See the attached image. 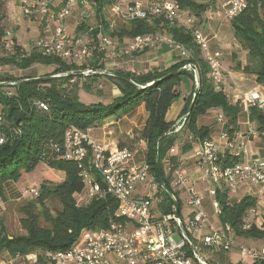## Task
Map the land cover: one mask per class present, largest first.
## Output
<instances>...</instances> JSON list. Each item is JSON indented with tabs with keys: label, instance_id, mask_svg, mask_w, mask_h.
<instances>
[{
	"label": "trees",
	"instance_id": "16d2710c",
	"mask_svg": "<svg viewBox=\"0 0 264 264\" xmlns=\"http://www.w3.org/2000/svg\"><path fill=\"white\" fill-rule=\"evenodd\" d=\"M93 9L96 26L91 32L89 27L81 24L77 32L88 34L92 40L90 47L92 56L81 69L55 56H48L33 48L26 54L12 40L7 47L5 19V3L0 0V67L10 66L17 70H26L34 65L54 66L49 77L62 74L58 78L40 80L34 77L0 76V113L4 124L6 141L0 145V202L7 200L5 185L8 182H18L25 174L31 173L40 163L52 172H61L63 179L44 171V178L39 185V195L24 201L18 208L20 214L19 226L21 234L10 235L4 221L0 219V253L7 252L10 256L26 257L35 254L36 264L45 263L48 252L67 251L87 231H102L108 229L114 219L117 208L116 200L109 194L104 197H93L86 205H77L75 196L84 190V182L80 176L83 170L91 174L102 190L105 185L101 176L90 167L91 152L89 151L81 164L62 157L64 133L70 126L81 130L92 129L104 124L110 119H119L144 104L147 113L143 129L136 136L145 145V162L149 165L150 173L158 184L156 165L160 167L161 176L167 192L181 201L171 189V181L177 157L170 155L169 150L174 146L176 136L173 135L174 123L165 121V114L171 104L177 99V87L181 77L186 76L193 82L192 93L187 98L182 115L187 113L196 93L192 109L187 114L186 131L196 142L210 140L211 130L198 126L197 119L211 109H219L227 120V134L233 139L237 116L241 111L239 105H231L226 95L218 91L209 77L206 62L200 56V50L193 40L192 31L169 24L162 18L148 20H132L118 28H112L105 17V12L118 4L120 0H87ZM176 3L181 11L188 13L194 19L200 17L214 7L215 0H170ZM245 6L241 12L230 20L234 38L247 51V64L242 71L256 76V83L264 86V0H244ZM112 39L122 41L137 36L163 34L170 37L176 44L189 53V58L172 64L166 69L153 68L144 74L125 71H114L115 75L106 76L120 92V96L109 103L84 104L78 97L77 80L83 76L78 72L90 67L103 70L101 60L105 52L97 51V35L99 31ZM144 50L138 54L146 52ZM137 55V53L135 54ZM192 65L196 69L197 83L191 70H183L178 74L173 72ZM236 67L240 69V64ZM172 73V74H171ZM116 75L129 77V83ZM40 78V77H39ZM89 78V77H88ZM10 88L13 93H7ZM90 90V86H85ZM39 103L46 105L47 110H41ZM249 120L258 124V132H264V114L254 106L248 107ZM2 130V128H1ZM121 148V146H118ZM191 145H184L182 153L191 150ZM170 162L165 171V161ZM239 158L230 157L226 153L223 166L229 167L238 163ZM49 178V179H48ZM160 203L157 205L162 215L174 214L173 203L158 185ZM215 200L220 208L219 221L228 224L234 230L238 239L264 240V225L262 228L252 226L242 230L240 224L247 211L257 207V201L246 196L238 202L231 203L229 191H217ZM55 201L57 206H51ZM212 264H232L226 253H218L208 258Z\"/></svg>",
	"mask_w": 264,
	"mask_h": 264
},
{
	"label": "built area",
	"instance_id": "2783aa9c",
	"mask_svg": "<svg viewBox=\"0 0 264 264\" xmlns=\"http://www.w3.org/2000/svg\"><path fill=\"white\" fill-rule=\"evenodd\" d=\"M88 5L87 0H63L62 6L55 9L48 0H20L19 10L22 16L35 17L38 20L41 33L37 43L38 50L69 64L81 65L90 58L91 50L82 38H73L68 34L65 22L73 8ZM244 6V0H227L222 13L224 19L231 20ZM110 11L124 22L153 18H162L169 24L181 21L185 29L192 31L193 40L204 55L211 81L215 87L219 85L223 75L221 53L209 51V39L194 27V17L181 11L176 3L162 0L144 6L140 2H132L122 7L116 4ZM93 27L89 26L88 32H91ZM97 43V48L108 56L117 57L120 54L116 40L104 35L101 29L97 35ZM162 44L178 50L182 57H187L182 46L163 34L131 38L121 49V54L131 55ZM78 74L86 78L110 73L105 69L95 71L86 68ZM240 99L264 114V94L257 91L246 92L238 97V100ZM38 107L47 110L43 103H39ZM186 119L187 114L172 133L179 132L185 126ZM217 121L224 122L223 117L218 116ZM3 125L4 120L0 114V145L7 139L1 131ZM223 137L227 140L228 155L240 159L243 148L234 147L227 132ZM62 149L64 159L79 164L88 152H91L90 167L101 176V182L106 188L102 190L91 174L83 170L80 176L85 185V196L89 201L93 197L109 194L116 200L117 208L108 229L85 232L67 251L46 253L43 264H212L208 260L209 257L218 253L228 254L234 247L239 250L242 264H264V246L260 249L247 247L238 242V237L230 225L211 221L208 214L202 210L196 181L178 162L173 172L171 189L185 191L187 203L193 207V212L187 218V230L181 218L178 220L174 214L159 213V201L156 196L158 184L146 162L136 163L133 160L132 151L120 149L110 142L97 144L90 139L89 129L81 130L74 126L66 129ZM175 150V147H171L169 154L174 155ZM194 157L196 166L206 180V192L213 199L211 206L217 219L221 212L215 200L217 191L227 189L230 194L239 186L245 185L258 187L259 193L264 196V158L239 161L229 167L223 166L224 156L220 155L219 146L211 140L198 142ZM169 165L170 162L166 160V172ZM38 195L39 189L36 187L27 188L22 192L23 197L35 198ZM252 226L263 227L257 207L248 210L240 224L242 230H249ZM177 235L179 239L175 238ZM197 244H201L205 249L207 258L200 256ZM26 257L30 264L37 263L35 254Z\"/></svg>",
	"mask_w": 264,
	"mask_h": 264
},
{
	"label": "crops",
	"instance_id": "0c3cea01",
	"mask_svg": "<svg viewBox=\"0 0 264 264\" xmlns=\"http://www.w3.org/2000/svg\"><path fill=\"white\" fill-rule=\"evenodd\" d=\"M55 9H59L63 0H48ZM162 0H120L118 5L121 4L127 5L130 2H140L143 5H147L153 2H158ZM20 0H9L5 5V19L3 25L6 30V41L7 47L10 48L12 40H15L17 46L21 47L22 51L26 49L31 40L34 41L33 48L37 47L38 40L41 36L40 26L37 18L35 17H25L22 16L19 10ZM225 0H215V4L213 9L204 13L200 19H195V24L197 28L209 39V51L210 52H220L221 53V66L223 75L219 85L216 87L218 91H222L231 105H239L241 111L237 116V121L235 125V131L233 133L232 142L234 147H242L243 152L240 157V161H249L255 158H264V132H258V124L256 122H252L249 120V111L248 107L250 105L243 102L240 98L241 94L251 91H257L261 94H264V86L258 85L256 83V76L252 74H246L242 71L243 67L247 64V51L242 48L240 43L234 38L233 32L231 29L230 20L224 19L222 13L224 10ZM125 6V5H122ZM84 8V9H83ZM75 7L73 8L71 15L66 19V29L68 32H73L74 36L70 34L73 38H83L86 40V43L91 47L92 40L88 38L86 33L77 32L78 23L73 27V23L76 19H79L80 22L84 21L85 18H88L90 13L94 16L93 9L90 5L87 7ZM85 9H88L85 11ZM86 12V13H85ZM95 18V16H94ZM78 22V21H77ZM83 23H80V25ZM85 25V24H84ZM179 27H182L181 21L176 24ZM9 27V28H8ZM8 29V30H7ZM185 29V28H184ZM116 40V39H115ZM129 39H123L121 42L116 40V43L119 47H123ZM28 44V45H27ZM89 47V48H90ZM32 48V49H33ZM31 49V50H32ZM30 50V52H31ZM91 50V49H90ZM185 50V49H184ZM98 52H102L97 48ZM187 57H182L180 52L176 49H171L166 44L159 45L156 48L149 49L146 52L135 55L133 54L131 57H123L122 54H119L118 57L122 56L121 62L116 60L114 63L112 61L109 63L111 65L122 66L124 69L121 71L131 72L135 74H144L149 72L153 68L166 69L170 67L172 64L177 63L181 60L188 59L189 53L185 50ZM92 56V52H91ZM90 56V58H91ZM201 58L205 61L203 53L200 51ZM89 58V59H90ZM87 59L84 63L88 62ZM107 59L109 56L105 52L101 63L104 65V69L108 73H112L114 71L120 70L118 67L113 69H109ZM237 64H240V69L236 67ZM78 67H81L79 64H74ZM39 65H34L33 68ZM44 67V66H43ZM42 67V68H43ZM48 68V67H46ZM50 68V67H49ZM90 68V67H87ZM30 69V68H28ZM26 69V70H28ZM86 69V68H85ZM54 70V69H52ZM21 71L19 70V74ZM194 73V72H193ZM106 75V74H99ZM42 75L34 72L33 75L21 76V77H34L39 78ZM80 79H85L83 77L77 80L79 91L78 97L80 102L84 104H95V103H103L107 104L112 99L120 96L119 89L111 84L106 76H100L98 78L89 76L88 81L85 85L82 86L80 84ZM195 79V74H194ZM196 80V79H195ZM103 84L107 93L112 94V98L109 102L103 100L93 101L89 96H84L82 93L85 92L89 95V93L93 90V87L96 84ZM196 84V83H195ZM89 85L90 90H86L85 86ZM193 82L186 76L181 77L180 84L177 87L178 97L171 104L165 114V121L174 123V128L181 121V119L186 116V114L182 115V111L186 105L187 98L192 93ZM105 95V94H104ZM103 95V96H104ZM222 116L224 122L220 123L217 121V117ZM147 119V113L144 109V104H140L136 106L133 110L123 115L119 119H110L106 121L104 124L89 129V135L93 129L99 128L102 130L103 137L101 139H96L95 143L104 144L106 141L111 140L108 136L115 135V138H112V144L116 147L121 146L120 149L126 148L133 152V160L136 163L145 162V149L146 145L142 140L133 139V137L137 136L138 133L143 129L145 121ZM187 121V119H186ZM198 126H205L210 128V140L219 146L220 155L224 156L228 153V149L226 148L227 140L223 137L224 133L227 132V120L224 115L221 113L219 109H211L207 111L205 114L200 116L197 119ZM186 125V123H185ZM176 136V141L173 147H175V156L177 157V161L181 164L183 170H185L188 175L196 181V191L198 193L199 198L202 202V210L208 214L211 221L213 223L219 222V218L217 219L213 215V209H209V204L213 200L206 192V180L203 179V175L201 170L195 164V150L197 149L198 142L194 140L192 136H190L185 126L179 131L173 133ZM123 136L131 138V141L128 145H124L119 143L122 140ZM114 139V140H113ZM115 139L117 141H115ZM124 142V141H123ZM133 142V143H132ZM184 145H191V150L185 153H182V147ZM119 148V147H118ZM61 179H63L64 174L61 172H56ZM18 183L19 182H8L5 185L6 197L7 200L5 202H0V205H7L9 203H20L24 199L21 193L18 191ZM158 191V190H157ZM179 198V200L183 201L188 200L187 193L183 190L174 191ZM259 188L254 186H239L237 190L233 193L229 194V199L231 203L238 202L240 199L246 196H251L257 201V212L260 216L264 217V196L259 193ZM85 191L81 194L75 196L77 205H86L89 201L84 195ZM141 193V191H139ZM141 195V194H140ZM157 196V195H156ZM174 197V196H173ZM175 198V197H174ZM81 201V203H79ZM160 202L157 203V205ZM188 205V203H187ZM158 209V208H157ZM159 211V210H158ZM159 213H161L159 211ZM191 215V214H190ZM189 215V216H190ZM3 216V213H2ZM1 216V218H3ZM181 216V213H180ZM250 240V239H245ZM252 240V239H251ZM256 241L257 245L250 246L254 248H262L264 243H259L261 240H253ZM228 256L230 253L227 254ZM231 261V257H229ZM0 264H30L27 260V257L20 256H10L7 252L0 253ZM232 264L234 262L232 261ZM237 264H242L240 261ZM249 264V263H247Z\"/></svg>",
	"mask_w": 264,
	"mask_h": 264
},
{
	"label": "rangeland",
	"instance_id": "374dc122",
	"mask_svg": "<svg viewBox=\"0 0 264 264\" xmlns=\"http://www.w3.org/2000/svg\"><path fill=\"white\" fill-rule=\"evenodd\" d=\"M8 1L9 0H4L5 5H6V3ZM54 1H58V0H54ZM226 2H227V0H225L224 5L226 4ZM130 3H132V2H130ZM130 3H127V4H130ZM122 5H126V3L125 4H121L120 6L122 7ZM144 6H146V5H144ZM87 10L88 9H85V11H87ZM105 17H106L107 21L109 22L110 26L113 29L114 28H118L121 25H123L124 23H126L123 20L119 19L118 16L115 15V13H112L110 11V9H108L105 12ZM77 23H78V25H80V23H83L87 27H89V26L90 27H93L94 25H96V20H95L94 16H92V14L90 13V15L88 16V18H85V20L82 21V22H80L79 19H76L75 22L73 23V27H75V25ZM194 27L197 28L196 24H194ZM66 31L68 32L67 29H66ZM68 34L69 35L72 34V36L76 35L73 32H70V33L68 32ZM87 36H88V34H87ZM88 38H90V37L88 36ZM82 40L84 42H86L85 39L82 38ZM34 41L35 40H31L29 42V45L27 44L28 47L26 49H24V53H26V54L30 53V50L33 48L32 46H34ZM125 46L126 45H124L123 47H125ZM123 47H119L118 53L121 54V49ZM133 54H136V53H133ZM133 54H131V55H123V57H129V56L131 57ZM137 55H139V54L137 53ZM123 57L122 56H120V57H118V56L117 57L109 56V59H107V63H108V66L107 67L109 69H113L115 67H118L120 70L124 69L122 66H117V65H111V64H109L111 61H112V63H114L116 60H118L119 62H121V60H122ZM84 62L82 63V66L85 64ZM42 67H43L42 65L36 66L35 68L31 67L28 70H22L20 72L21 74H19V70L15 69L13 67H10V66H4V67H0V76H10V75H12V76H15V77H21V76L33 75L34 72H36V74L39 73L42 76H44V75L52 74L53 73V70L52 69H55L54 66H44L43 68ZM46 67H48V68H46ZM76 67H78V66H76ZM81 67H78V68L81 69ZM55 75L62 76V74H55ZM52 76H54V75H52ZM87 81H88V77H86L85 79H80V84H82V86H83V85H85L87 83ZM5 91L7 93H13V90L10 89V88H5ZM82 94L84 96H89L93 101L103 100V102L104 101L109 102L111 100V98H112V94L107 93L106 92V89L104 88L103 84H101V83H99V84L97 83L93 87V90L89 93V95L86 94L85 92H83ZM1 128H2L1 131H3L4 128L11 129V126L4 124ZM89 137L93 141H95L96 139H101L103 137V135H102V130L100 129V127L99 128H96V129H93L92 132L90 133ZM108 138H110L112 140V138H115V135L113 134L111 136H108ZM133 139H136V136L133 137ZM111 140L106 141L105 143L112 142ZM129 140L131 141V138H128V137L123 136L122 140H120L119 143H122L124 145H128V143L130 142ZM115 141H117V140L115 139ZM47 170L50 171L49 173H52V174L55 175V177H54L55 179L58 178V179L61 180L60 176L57 173L52 172L45 165H43L42 163H40L31 173L25 174L18 181L19 182L18 183V186H17V188L19 190L18 192L22 194V192L25 189H27V188H30V187H36V188H38L39 185L41 184V182L44 181V180H46V178H44V171H47ZM84 195H85V193H84ZM156 195H157L158 201L160 202L161 199L158 196V191H157ZM30 198L31 197H29V196H24V199L22 201H20V203L14 202V203H9V204L3 205V206L0 205V219L4 221L6 230H7V232L10 235H17V234H21L22 233V231L20 229V226H19L20 214L18 213V208H19V206L21 204L24 203V201H26L27 199H30ZM79 203H81V201ZM50 205L56 207L57 206V203L55 201H51L50 202ZM209 209H212L211 203L209 204ZM191 212H193V207H190L189 205H187L186 200H184V199H183V201L181 200V212L180 213H181V219L183 220V223H184V227L185 228L187 227L186 226V223L188 222V219L187 218L189 217V215L191 214ZM2 213H3V216L4 217L2 216ZM1 216L3 218H1ZM260 222H262L263 225H264V217L263 216H260ZM186 230H187V228H186ZM175 238L179 239V235L175 236ZM237 240H238V242L244 244L247 247L257 245L256 244L257 242L256 241H253V240H243V239H237ZM259 243H264V240H261ZM197 245H198L197 251L200 254V256H202V255L205 256V249L202 247L201 244H197ZM205 257L207 258V256H205ZM229 257H231V262L233 261L234 264H237L241 260V257H240V254H239V250H238L237 247H234L230 251Z\"/></svg>",
	"mask_w": 264,
	"mask_h": 264
},
{
	"label": "water",
	"instance_id": "95a60500",
	"mask_svg": "<svg viewBox=\"0 0 264 264\" xmlns=\"http://www.w3.org/2000/svg\"><path fill=\"white\" fill-rule=\"evenodd\" d=\"M210 10V8H209ZM183 70H191L194 72L195 74V83H196V86H198V83H197V73H196V69L194 66L192 65H188L186 67H183L175 72H173V74H178L180 72H182ZM172 74V73H171ZM110 75H115L113 73H110ZM117 77H120L121 79L129 82V83H133L131 81V79L129 77H126V76H123V75H116ZM60 77V75H54V76H49V77H40V78H36V79H40V80H50V79H53V78H58ZM195 96H196V93H194L193 95V99H192V102L190 103L189 107H188V110H187V114L190 112V110L192 109V106H193V103H194V99H195ZM156 173H157V180H158V185L160 187V189L165 193V195L170 199V201L173 203V207H174V215H175V218L176 219H180L181 216H180V209H179V203L178 201L172 196L170 195L167 190L165 189V185H164V182H163V178L161 176V172H160V167L157 163L156 165Z\"/></svg>",
	"mask_w": 264,
	"mask_h": 264
}]
</instances>
